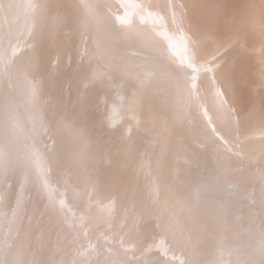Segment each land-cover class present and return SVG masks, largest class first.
Returning <instances> with one entry per match:
<instances>
[{"label":"bare ground","instance_id":"1","mask_svg":"<svg viewBox=\"0 0 264 264\" xmlns=\"http://www.w3.org/2000/svg\"><path fill=\"white\" fill-rule=\"evenodd\" d=\"M0 264H264V0H0Z\"/></svg>","mask_w":264,"mask_h":264},{"label":"rangeland","instance_id":"2","mask_svg":"<svg viewBox=\"0 0 264 264\" xmlns=\"http://www.w3.org/2000/svg\"><path fill=\"white\" fill-rule=\"evenodd\" d=\"M236 176V175H235ZM239 176H241V175H239Z\"/></svg>","mask_w":264,"mask_h":264}]
</instances>
